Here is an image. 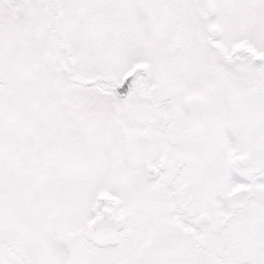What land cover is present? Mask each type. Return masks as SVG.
<instances>
[{
	"label": "snow or ice",
	"instance_id": "1",
	"mask_svg": "<svg viewBox=\"0 0 264 264\" xmlns=\"http://www.w3.org/2000/svg\"><path fill=\"white\" fill-rule=\"evenodd\" d=\"M0 264H264V0H0Z\"/></svg>",
	"mask_w": 264,
	"mask_h": 264
}]
</instances>
